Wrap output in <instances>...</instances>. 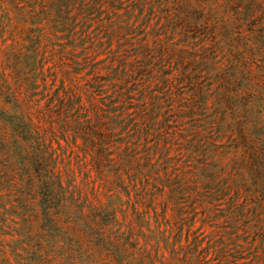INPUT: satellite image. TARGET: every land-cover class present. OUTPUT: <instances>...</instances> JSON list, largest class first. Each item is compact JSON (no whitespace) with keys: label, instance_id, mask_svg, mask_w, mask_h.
I'll return each mask as SVG.
<instances>
[{"label":"trees","instance_id":"obj_1","mask_svg":"<svg viewBox=\"0 0 264 264\" xmlns=\"http://www.w3.org/2000/svg\"><path fill=\"white\" fill-rule=\"evenodd\" d=\"M4 24L18 264H264V0H0ZM42 25L65 41L54 89Z\"/></svg>","mask_w":264,"mask_h":264},{"label":"rangeland","instance_id":"obj_2","mask_svg":"<svg viewBox=\"0 0 264 264\" xmlns=\"http://www.w3.org/2000/svg\"><path fill=\"white\" fill-rule=\"evenodd\" d=\"M4 26L5 27L0 26V66L4 65L5 67H7L9 64L7 56L9 52L11 51V48L17 47L16 44L21 43L22 39H21V36L16 34V31L11 33V30L9 29V27L5 24ZM42 26H44V29L42 31L41 45H42V48H44L43 52H44V57H45V62H46L43 67V74L46 76L47 85L52 86V89H54L55 88V70H56L55 62L57 58L55 56V49L57 48V46L55 45L63 44L65 41L60 39V37H62L60 33L55 36V31L51 30L48 25H42ZM6 73L11 74L9 69L6 70ZM61 143L65 146V143L63 140L61 141ZM63 151H64L63 157L65 158V162H67L68 159L71 157V153H70L71 151L69 147L67 148L63 147ZM86 164H88V162ZM82 177H83L82 174L79 175L78 177L79 182L82 181ZM126 198H127L126 196H123V200L124 199L126 200ZM195 211H197L198 214L196 215V222L194 225L196 227H200L201 226L200 209H196ZM152 216H153V213H151V217ZM187 217L188 218L192 217V215L189 214V216ZM152 220H153V217H152ZM209 225L211 224L204 225L201 229V232L203 233L202 235L205 237V240L209 239L211 241L212 227ZM9 240H10L9 235L0 234V264H18L17 257L13 256L12 253H10V251L8 250V246L6 245V243ZM25 257L30 258V255L27 254L25 255Z\"/></svg>","mask_w":264,"mask_h":264}]
</instances>
